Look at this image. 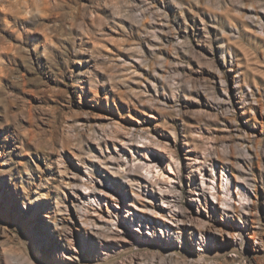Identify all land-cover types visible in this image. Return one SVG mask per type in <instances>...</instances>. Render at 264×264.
I'll return each instance as SVG.
<instances>
[{
    "label": "rangeland",
    "instance_id": "374dc122",
    "mask_svg": "<svg viewBox=\"0 0 264 264\" xmlns=\"http://www.w3.org/2000/svg\"><path fill=\"white\" fill-rule=\"evenodd\" d=\"M50 4L0 0V18L28 25L35 8L41 20L22 37L0 23V176L26 206L21 220L0 212V264H264V0H78L67 17ZM144 141L177 161L168 239L125 216L162 204L129 180L145 174ZM198 152L223 186L243 185L244 208L190 200ZM82 183L109 191L112 223H94L90 208L105 205L82 204ZM39 196L56 202L33 249L24 229Z\"/></svg>",
    "mask_w": 264,
    "mask_h": 264
},
{
    "label": "bare ground",
    "instance_id": "6f19581e",
    "mask_svg": "<svg viewBox=\"0 0 264 264\" xmlns=\"http://www.w3.org/2000/svg\"><path fill=\"white\" fill-rule=\"evenodd\" d=\"M143 138L151 144H156L147 136H143ZM148 142L144 141V143H139V145L137 143L134 146L135 153L139 154V164L134 166L135 168L141 167L144 169L145 174H134L132 177H129V180L135 182V184L145 190L144 192H146L147 198L150 199V203H153L151 201L158 199L162 202V204H158V211H154L156 214H151L148 212L150 207L146 204L147 202H140V204L134 208L136 209V212H131L130 209H127L129 212L128 214H125V216L127 219L133 220L134 225L136 226L134 229L136 231H140L141 227L146 225L150 227L148 228L150 230L148 233H156L155 227H158L160 229V233H164L166 237L168 236L170 238V233H173L174 227L176 225L175 223L177 221V215L173 212L174 204H172L170 195L166 193V191L168 190L167 188L169 185L174 181V178L177 174V161L172 153H166L165 151L156 152L157 150L155 151V149L158 148L152 146L151 144H147ZM186 159L188 160L187 165L192 169L191 171L199 175L198 181L193 182V196L190 198V200L196 202L202 207L210 206L212 209H218L225 212H228L231 209L234 210L236 207H238V209L239 207L244 208V201L248 199V194L246 189L237 178V180L231 178L228 179L226 181V185L223 186L222 176L218 177L215 171V164L212 163L207 165V159L203 153L198 152L195 154H190V156H188ZM104 163L106 165L112 164L111 160H108V162L104 161ZM157 163H161L162 166L157 165ZM117 166V169L122 168L120 163L117 164ZM71 182V179L69 180L68 178L67 183L71 184ZM82 186L85 189H90L88 191L79 193V198L82 201V204L88 203L89 205V202L91 201H98L105 205L104 210H100V207L90 208L91 211H93L92 215L94 216V223L97 221H105L106 223L114 221L113 219L115 217L114 215L116 210L115 206L117 205L114 203V199L107 195V192L109 191L105 190L104 188H99L97 186L95 187L89 183H82ZM136 195L140 196V193H137ZM43 199H45L43 196H39L35 198V202L33 200V209L29 215V221L27 222L26 228L24 229V234L28 239V243L33 249L36 246V242L41 241L45 232L51 229V226L49 225L51 222L50 212L52 211L54 207L53 205L55 204L54 202L56 201L50 199L43 201ZM132 202L133 201H131L130 204H134ZM22 204L23 209L21 210L19 209V205ZM25 208V202L21 203L18 191H12L6 177L3 175L0 176V212L5 214L9 210L15 209V218L21 220L23 215H25ZM86 208L84 210L85 214H87L89 210V207ZM130 212L132 215L129 214ZM227 232L228 231H226V233ZM220 235L221 237L224 236L222 233ZM87 246L88 242L85 240L82 242L80 249H84ZM64 253L65 251L62 250L61 255L63 256ZM27 264L32 263L28 262Z\"/></svg>",
    "mask_w": 264,
    "mask_h": 264
},
{
    "label": "clouds",
    "instance_id": "9594fccd",
    "mask_svg": "<svg viewBox=\"0 0 264 264\" xmlns=\"http://www.w3.org/2000/svg\"><path fill=\"white\" fill-rule=\"evenodd\" d=\"M78 3V0H51V10L53 13L59 12L62 16L67 17V14L71 11L72 5ZM105 7V0H93V8H103ZM24 18L28 20V25H20L17 20H9L7 17L0 18V23H4L6 27L11 28L13 25H16L15 31L17 36L22 37L23 33L34 31L35 26L41 23L40 14L35 8H31L22 13ZM30 25V26H29ZM46 54V53H41ZM87 75L91 76V73H87ZM22 77L16 76L14 78V82H20ZM30 83H36V80L29 81ZM5 89L3 83L0 82V98L3 97L5 93ZM14 122V121H13ZM0 127H3V124H0ZM95 159V157H93ZM65 232L68 229H64Z\"/></svg>",
    "mask_w": 264,
    "mask_h": 264
}]
</instances>
